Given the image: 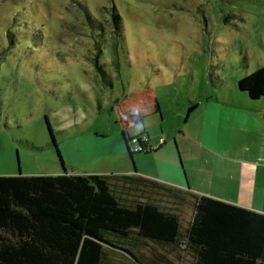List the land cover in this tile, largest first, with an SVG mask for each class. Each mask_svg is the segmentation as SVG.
I'll list each match as a JSON object with an SVG mask.
<instances>
[{
  "label": "rangeland",
  "instance_id": "obj_1",
  "mask_svg": "<svg viewBox=\"0 0 264 264\" xmlns=\"http://www.w3.org/2000/svg\"><path fill=\"white\" fill-rule=\"evenodd\" d=\"M263 66L264 0H0V175H164L171 164L184 178L177 132L187 139L190 103L236 100L237 77ZM148 92L161 115L131 109ZM143 128L158 150L106 153Z\"/></svg>",
  "mask_w": 264,
  "mask_h": 264
},
{
  "label": "trees",
  "instance_id": "obj_2",
  "mask_svg": "<svg viewBox=\"0 0 264 264\" xmlns=\"http://www.w3.org/2000/svg\"><path fill=\"white\" fill-rule=\"evenodd\" d=\"M112 18L117 26L119 16ZM98 55L94 65L105 80ZM235 85L258 98L260 69L237 77ZM195 107L186 109L185 119ZM122 136L129 154L140 152L130 150L133 136ZM188 205L191 218L183 226L178 214L151 203L119 205L97 173L0 175V264H118L114 255L131 264H179L181 252L188 264H264V213L198 194Z\"/></svg>",
  "mask_w": 264,
  "mask_h": 264
},
{
  "label": "crops",
  "instance_id": "obj_3",
  "mask_svg": "<svg viewBox=\"0 0 264 264\" xmlns=\"http://www.w3.org/2000/svg\"><path fill=\"white\" fill-rule=\"evenodd\" d=\"M258 69L261 87L258 98L250 99L239 91L237 96L230 91L236 100H230L225 93L222 99L208 95L196 102L184 121L187 139L183 138L185 131L178 127L177 144L183 161L178 153V165L184 178L171 164L162 170L164 175L137 172L135 166L97 173L107 181L119 205L133 208L138 203H151L180 217L186 212L189 221L192 210L187 202L191 194H198L264 213V66ZM147 96L148 104L144 102L131 109L141 111V115L160 114L156 98L150 92ZM122 131L132 136L127 130ZM121 135L105 146L106 153L127 156V144ZM149 141L147 145L154 148ZM194 148L196 153L190 151Z\"/></svg>",
  "mask_w": 264,
  "mask_h": 264
},
{
  "label": "built area",
  "instance_id": "obj_4",
  "mask_svg": "<svg viewBox=\"0 0 264 264\" xmlns=\"http://www.w3.org/2000/svg\"><path fill=\"white\" fill-rule=\"evenodd\" d=\"M149 138L147 136V134H142L139 136H133L130 139V150L131 151H142L146 148L149 147V145H147Z\"/></svg>",
  "mask_w": 264,
  "mask_h": 264
},
{
  "label": "water",
  "instance_id": "obj_5",
  "mask_svg": "<svg viewBox=\"0 0 264 264\" xmlns=\"http://www.w3.org/2000/svg\"><path fill=\"white\" fill-rule=\"evenodd\" d=\"M127 144V143H126ZM127 146V145H126ZM129 149H128V147H126V151H128ZM130 151H128V153H129ZM130 155V157L132 158V155H133V153L132 154H129Z\"/></svg>",
  "mask_w": 264,
  "mask_h": 264
}]
</instances>
